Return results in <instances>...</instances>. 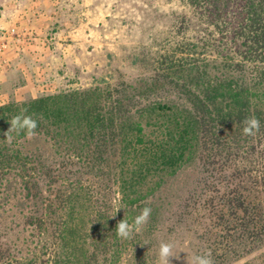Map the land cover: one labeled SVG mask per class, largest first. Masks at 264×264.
Here are the masks:
<instances>
[{"label":"trees","instance_id":"1","mask_svg":"<svg viewBox=\"0 0 264 264\" xmlns=\"http://www.w3.org/2000/svg\"><path fill=\"white\" fill-rule=\"evenodd\" d=\"M194 1L226 39L213 61L0 104V264H153L172 234L214 264L264 246V0ZM24 109L35 137L8 131Z\"/></svg>","mask_w":264,"mask_h":264},{"label":"rangeland","instance_id":"2","mask_svg":"<svg viewBox=\"0 0 264 264\" xmlns=\"http://www.w3.org/2000/svg\"><path fill=\"white\" fill-rule=\"evenodd\" d=\"M85 1V0H73ZM79 3L75 17L79 21L73 37L64 41L69 45V54L62 68L54 70L55 75L64 76L61 82L54 81V87L42 94L62 89H84L100 81L113 83L118 76L132 80L139 76H148L157 69L170 66L189 67L213 61L220 48L226 43L225 36L220 37L214 28L207 25L202 2L194 0H86ZM199 5V6H198ZM92 7V9L88 8ZM237 57L235 61H237ZM58 78V77H57ZM49 79L53 80L49 76ZM66 81V82H65ZM52 85V84H51ZM14 92V91H13ZM10 90V99L23 100L28 96H14ZM37 95V96H39ZM35 96V97H37ZM6 226L0 227L1 241ZM161 242L175 245L174 253L180 259H172V264H187L195 255L193 238L188 235L172 234ZM187 236V238H186ZM3 237V238H2ZM254 234L248 237V243ZM253 241V240H252ZM216 246V249L225 247ZM248 245V244H246ZM212 247V246H211ZM220 247V248H218ZM208 253V247L205 245ZM220 253V252H218ZM44 260L41 252L37 257ZM47 264H50L48 262ZM153 264H160L159 251ZM231 264H264V246L240 257Z\"/></svg>","mask_w":264,"mask_h":264},{"label":"crops","instance_id":"3","mask_svg":"<svg viewBox=\"0 0 264 264\" xmlns=\"http://www.w3.org/2000/svg\"><path fill=\"white\" fill-rule=\"evenodd\" d=\"M86 2L0 0V102L10 90L35 97L64 79L54 70L68 57L64 41L75 35L78 6Z\"/></svg>","mask_w":264,"mask_h":264},{"label":"clouds","instance_id":"4","mask_svg":"<svg viewBox=\"0 0 264 264\" xmlns=\"http://www.w3.org/2000/svg\"><path fill=\"white\" fill-rule=\"evenodd\" d=\"M27 109L22 110V113L13 116L10 120V130H16L17 133L25 132L26 135L31 138L38 135L36 129L38 128V122L31 115H26ZM243 124L242 133L245 136H255L259 133L261 128V121L255 116H247L241 122ZM8 131L5 133L6 139L9 141L11 137L7 136ZM122 208H117L116 212ZM152 209L150 207H144L140 213L134 218L132 224H129L128 220L123 218L118 221L115 227L116 235L121 239H131L134 233H138L143 229L151 217ZM115 216V215H114ZM112 216V217H114ZM175 245L170 242H161L159 245V261L160 264H172V259H180L179 254L174 253ZM187 264H214L211 257V253L193 255L191 260H187Z\"/></svg>","mask_w":264,"mask_h":264}]
</instances>
